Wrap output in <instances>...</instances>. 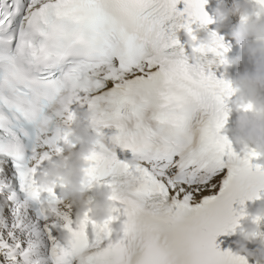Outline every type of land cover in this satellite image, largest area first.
Returning a JSON list of instances; mask_svg holds the SVG:
<instances>
[{"label":"snow or ice","instance_id":"1","mask_svg":"<svg viewBox=\"0 0 264 264\" xmlns=\"http://www.w3.org/2000/svg\"><path fill=\"white\" fill-rule=\"evenodd\" d=\"M207 2L0 0V264H248L215 239L264 199V154L222 135L235 95L212 70L228 62L224 37L210 32L196 66L177 35L196 40L215 23ZM255 3L260 18L264 0ZM172 95L182 105L166 103ZM77 108L94 114L85 160L90 189L112 191L105 224L81 218L62 184L38 183L72 143ZM62 233L75 237L71 250Z\"/></svg>","mask_w":264,"mask_h":264},{"label":"clouds","instance_id":"2","mask_svg":"<svg viewBox=\"0 0 264 264\" xmlns=\"http://www.w3.org/2000/svg\"><path fill=\"white\" fill-rule=\"evenodd\" d=\"M257 8L252 0H236L231 9L223 4L215 12L217 32L225 30L230 16H239L240 22L235 27H227V35L238 45L241 55L232 61H228L225 70L233 64H242L247 58L251 66L243 72H238L232 81L235 89V100L232 107L237 113L234 126L231 129V141L240 148L254 147L264 154V12L260 18L256 17ZM185 44L191 51V60L199 66L201 58L195 51L197 48L211 47L215 44V38L208 33L203 39L194 40L191 35H185ZM182 96L172 95L165 98L166 103L182 105ZM250 105L251 111L243 109ZM93 113L77 108L75 111V127L71 130L72 143L65 145L63 150L53 156L47 163L46 170L38 177L41 188L62 184L61 197L65 202L71 203L77 208L80 217L91 211L92 219L99 224H105L113 217L112 191L107 187L96 185L89 187L91 181L88 177V164L85 157L91 155L97 145L98 137L93 130L91 121ZM179 126L180 121H177ZM213 149L221 148V144L215 138L210 140ZM132 167H136L138 160L132 158L129 161ZM253 217L264 218V203L255 207ZM116 239L123 240L125 227L119 224L113 229ZM259 233L258 226L251 222L241 229V239L235 241L237 255H244L257 264H264V243L254 250H249L248 243L256 239ZM61 239L65 246L71 250L75 244V237L70 233H62Z\"/></svg>","mask_w":264,"mask_h":264},{"label":"bare ground","instance_id":"3","mask_svg":"<svg viewBox=\"0 0 264 264\" xmlns=\"http://www.w3.org/2000/svg\"><path fill=\"white\" fill-rule=\"evenodd\" d=\"M208 194H211V193H208V192L203 193V195H208Z\"/></svg>","mask_w":264,"mask_h":264}]
</instances>
